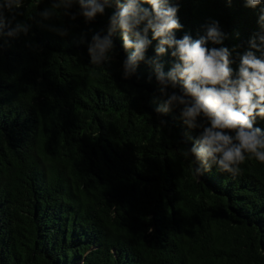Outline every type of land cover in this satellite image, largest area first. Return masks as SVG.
Returning <instances> with one entry per match:
<instances>
[{
    "label": "trees",
    "instance_id": "16d2710c",
    "mask_svg": "<svg viewBox=\"0 0 264 264\" xmlns=\"http://www.w3.org/2000/svg\"><path fill=\"white\" fill-rule=\"evenodd\" d=\"M173 2L176 38L217 20L226 39L209 47L234 49L237 70L261 6ZM46 3L25 0L18 19ZM114 10L88 25L63 17V37L34 24L27 37L0 39V264H264V164L246 160L235 179L215 167L196 177L184 150L198 130L178 110L155 111L151 67L122 78L119 32L111 66L89 64L80 33L90 40ZM172 59L162 57L165 72ZM255 126L264 131V119Z\"/></svg>",
    "mask_w": 264,
    "mask_h": 264
},
{
    "label": "clouds",
    "instance_id": "9594fccd",
    "mask_svg": "<svg viewBox=\"0 0 264 264\" xmlns=\"http://www.w3.org/2000/svg\"><path fill=\"white\" fill-rule=\"evenodd\" d=\"M262 5L264 0H244L246 8L261 6L257 20L261 31L249 38L243 54L237 53L235 71L230 66L234 49L209 47L222 45L226 39L217 20L202 25L203 34L196 39L187 33L176 38L175 32L183 26L177 16L179 4L173 0H47L27 20L18 19L25 15V0H0V39L7 43L27 37L34 24L63 37L70 32V26L56 23L63 17L70 22L81 17L88 25L114 6L106 28L94 32L88 41L86 33H80L79 43H86L89 64L105 71L111 66L116 55L113 37L119 32L127 53L122 78H131L141 62L151 67L161 98L155 111L163 115L178 110L182 124L189 131L198 130L192 145L184 150L196 177L215 167L218 173L235 179L242 174L246 160L264 164V131L255 126L258 118L264 119ZM153 41L154 55L146 58ZM166 53L173 58L167 72L162 61Z\"/></svg>",
    "mask_w": 264,
    "mask_h": 264
}]
</instances>
